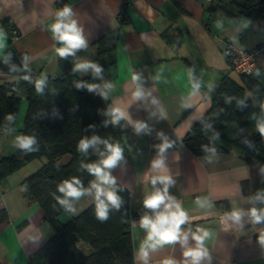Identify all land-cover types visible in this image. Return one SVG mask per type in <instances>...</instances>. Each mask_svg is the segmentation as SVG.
<instances>
[{
  "label": "crops",
  "instance_id": "obj_1",
  "mask_svg": "<svg viewBox=\"0 0 264 264\" xmlns=\"http://www.w3.org/2000/svg\"><path fill=\"white\" fill-rule=\"evenodd\" d=\"M65 5L71 7L72 18L87 41L86 48L67 56L69 65L72 70L85 62L98 65L102 69L99 75L92 68L74 72L94 83L109 81L114 106L131 125L126 137L130 157L111 174L116 184L124 185L131 194L136 264H143L138 250L147 235L140 227V219L145 214L153 215L143 200L154 191L150 176L158 173L151 170V161L157 157L156 146L162 143L160 132L172 144L164 153L165 174L174 181L168 194L190 218L181 225V231L189 233L188 247L196 245L190 233L197 228L211 233L204 242L211 259H202L200 264H264V244L259 239L264 233V222L253 223L248 215L252 208L264 209L260 161H246L237 145L220 138L217 141L227 150L204 156L196 155L184 141L210 110L212 91L221 80L230 75L243 82L223 52L225 40L231 37L242 46L262 42L264 18L240 16L234 0H0V59L10 57L13 46L17 53L27 56V63L38 78L60 72L61 57L56 49L63 44L53 38L50 28ZM123 14L126 17L122 20ZM5 18L19 29L18 38H11ZM117 27V62L113 67L102 68L95 42ZM259 73L264 91V70ZM134 75L139 79L134 81ZM15 78L0 71V83ZM138 88L143 93L139 98L134 95ZM252 97L249 129L259 131L260 126L253 125L250 115L259 108L264 115V102ZM136 122L146 124L150 132L137 134ZM23 127L17 130L14 123L12 129L0 130V158H24L16 146ZM28 163L0 180V208L10 214V220L0 225V262L4 264H26L55 233L40 205L23 194L22 181L31 172L27 170ZM244 180L250 181L248 194L243 191ZM155 187L162 189L163 185L157 183ZM197 197L203 206L195 202ZM225 199L231 202L229 212L215 204ZM94 201L93 191L75 200L73 209L78 206V210H83ZM237 210L244 213L240 223L229 218ZM71 213H63L64 220ZM79 245L84 251L90 248L82 240ZM184 251L180 243L165 245L149 251L148 264H161L165 258L184 264Z\"/></svg>",
  "mask_w": 264,
  "mask_h": 264
},
{
  "label": "trees",
  "instance_id": "obj_2",
  "mask_svg": "<svg viewBox=\"0 0 264 264\" xmlns=\"http://www.w3.org/2000/svg\"><path fill=\"white\" fill-rule=\"evenodd\" d=\"M239 6V15L264 18V0H234ZM126 17L122 15V20ZM7 29L16 26L9 18L3 20ZM120 27L109 30L95 45L102 68L113 67L117 62L116 43ZM61 70L38 78L27 63V56L17 53L0 59V71L14 75V80L0 83V130L12 129L19 115L22 96L28 99L22 137H33L35 151L25 152L24 158L17 155L0 158V180L10 175L25 163L45 157L43 165L22 181L24 196L36 202L44 211L55 229L54 235L36 251L26 264H136L131 222L134 211L131 194L127 187L117 183V195L123 204L119 210L109 207L108 218L101 221L96 214V201L73 215L56 197L63 198L58 185L72 177L78 178L84 188L94 180L81 165L98 163L105 145L90 147L87 154L77 151L81 139L93 136L119 143L124 160L129 157L126 137L131 125L123 117L118 125L110 123L111 111L116 109L111 96V83H94L87 77L79 78L69 65L67 57L60 58ZM243 82L227 75L212 91V106L185 137L186 145L198 156L227 150L217 138L237 145L243 158L258 160L264 174V135L249 129V113L253 109V97L264 102V91L257 75H241ZM27 77L28 79H25ZM43 80V90H36L37 81ZM81 85V87H77ZM89 85L93 86L89 90ZM11 116L12 119L8 117ZM105 122H108L107 124ZM119 164V165H120ZM245 194L250 193V181L242 182ZM216 206L231 211V202L217 200ZM75 201H72L74 207ZM66 211L71 216L64 220ZM10 220L6 208H0V225ZM90 245L84 251L80 241ZM0 264H4L0 262Z\"/></svg>",
  "mask_w": 264,
  "mask_h": 264
},
{
  "label": "clouds",
  "instance_id": "obj_3",
  "mask_svg": "<svg viewBox=\"0 0 264 264\" xmlns=\"http://www.w3.org/2000/svg\"><path fill=\"white\" fill-rule=\"evenodd\" d=\"M74 13L70 6L65 5L57 12L55 23L51 25V32L55 40L60 41L63 47L56 49L60 57H67L74 55L75 50L87 47V41L83 36L82 29L78 26L73 17ZM2 46V44H0ZM92 68L94 74L99 75L102 69L92 63H80L75 66L73 71L87 70ZM25 79H28L25 77ZM139 79L138 76H133V80ZM44 81H37L36 90L38 93L43 90ZM81 87V85H77ZM92 90L91 85L88 86ZM141 90L138 88L135 92L137 98L142 96ZM112 119L111 124L118 125L121 118L125 114L118 108L111 111ZM12 119L11 116L8 117ZM106 124L108 122H105ZM150 130L147 125L142 122H136L135 132L140 134L142 131ZM261 135H264V125L259 127ZM158 137L162 143L157 145V157L151 161V170L158 173L150 176V182L153 185L154 191L147 194L143 200L145 208L152 210L153 215L141 217L140 227L147 233L145 240L141 243L139 248V259L143 264H148L149 251H156L165 245H172L180 243L185 249L183 252L186 258L184 264H200L202 259H211L204 242L210 237L211 233L205 229L197 228L196 232H192L191 238L196 242L195 247H188L189 233L181 231V225L188 223L190 218L188 213L182 208L180 203L176 202L175 198L168 194V188L174 184L170 175L167 172L164 153L172 144L169 142L163 132L158 133ZM35 143L33 137H19L16 146L23 149L25 152L35 151L32 145ZM98 144L105 145V151L100 152L102 159L98 163H92L81 166L86 168L87 171L95 177L94 180L89 182V188H84L81 181L72 177L69 180H64L58 185V191L63 194V198L56 197L59 203L65 207L66 210L74 211L72 201L79 200L85 194H91L94 191V198L96 201V214L97 218L104 221L108 218L109 207L119 210L123 204L122 198L117 195L115 188L116 178L111 174L112 170L117 168L124 160L123 149L119 143H109L107 140H101L98 136H93L90 140L81 139L77 144V151L87 154V150L92 147L95 148ZM157 183L163 185V188H156ZM264 199V197H261ZM198 205L203 206L199 197L195 201ZM244 215L241 211H233L230 214V219L236 223H240L241 217ZM248 215L253 223L264 222V209L257 210L252 208ZM260 243L264 244V233L260 236ZM161 264H177V261L172 258H165Z\"/></svg>",
  "mask_w": 264,
  "mask_h": 264
},
{
  "label": "built area",
  "instance_id": "obj_4",
  "mask_svg": "<svg viewBox=\"0 0 264 264\" xmlns=\"http://www.w3.org/2000/svg\"><path fill=\"white\" fill-rule=\"evenodd\" d=\"M8 30L12 39L19 37L20 31L16 26ZM223 52L236 72L246 76L257 75L258 79H261L259 72L264 70V40L253 46H242L229 37L223 44Z\"/></svg>",
  "mask_w": 264,
  "mask_h": 264
},
{
  "label": "rangeland",
  "instance_id": "obj_5",
  "mask_svg": "<svg viewBox=\"0 0 264 264\" xmlns=\"http://www.w3.org/2000/svg\"><path fill=\"white\" fill-rule=\"evenodd\" d=\"M235 74H239L238 72ZM27 110H28V99L27 97L24 95L22 96V100H21V108H20V112L19 115L17 117V121L15 122V126H17V130H19V126H24V119L25 116L27 114ZM261 109H255L252 114L250 115V118L252 119V123L254 126H262L264 125V115H262ZM46 161L45 157H38L33 159L31 162L28 163L27 165V170L31 171L29 173H32L33 171H36L37 169H39L43 163ZM82 210H78V206H75L74 211L72 212L73 215H77L81 212ZM75 212V213H74ZM69 211L64 212V215H68ZM62 219H64V217H62ZM66 219V218H65Z\"/></svg>",
  "mask_w": 264,
  "mask_h": 264
},
{
  "label": "water",
  "instance_id": "obj_6",
  "mask_svg": "<svg viewBox=\"0 0 264 264\" xmlns=\"http://www.w3.org/2000/svg\"><path fill=\"white\" fill-rule=\"evenodd\" d=\"M10 55L15 57L17 55V52L15 50V48L12 46L11 49H10Z\"/></svg>",
  "mask_w": 264,
  "mask_h": 264
}]
</instances>
